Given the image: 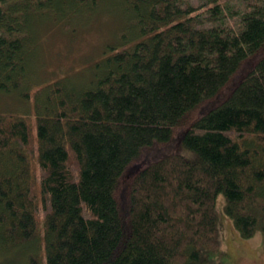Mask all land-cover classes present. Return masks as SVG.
I'll return each mask as SVG.
<instances>
[{
    "label": "trees",
    "instance_id": "trees-1",
    "mask_svg": "<svg viewBox=\"0 0 264 264\" xmlns=\"http://www.w3.org/2000/svg\"><path fill=\"white\" fill-rule=\"evenodd\" d=\"M97 17L90 76L38 74ZM221 195L264 234V0H0V264H214Z\"/></svg>",
    "mask_w": 264,
    "mask_h": 264
},
{
    "label": "rangeland",
    "instance_id": "rangeland-1",
    "mask_svg": "<svg viewBox=\"0 0 264 264\" xmlns=\"http://www.w3.org/2000/svg\"><path fill=\"white\" fill-rule=\"evenodd\" d=\"M97 17L92 22L72 29V24L64 26L57 21L49 20L40 27L39 56L37 59L38 74L57 79L66 73L71 75L84 73L90 76L94 62L103 58L106 45L117 41L118 35L123 30L121 20L103 21ZM63 77V76H61ZM60 77V78H61ZM218 97V100L226 98V94ZM1 102L5 110L16 109L17 100L12 97H4ZM21 101L18 102L20 105ZM216 102L210 107L215 106ZM175 141L165 149V153L174 150ZM219 217L220 247L216 251H210L209 256L214 264H264V234L261 230L249 239H242L233 226L232 220L225 213V198L221 195L217 202ZM15 257V256H14ZM15 264H24L22 258L15 257Z\"/></svg>",
    "mask_w": 264,
    "mask_h": 264
}]
</instances>
